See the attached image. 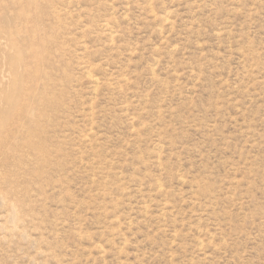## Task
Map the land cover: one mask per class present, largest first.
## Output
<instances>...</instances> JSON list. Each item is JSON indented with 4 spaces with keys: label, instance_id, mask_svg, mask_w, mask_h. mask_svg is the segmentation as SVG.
<instances>
[{
    "label": "rangeland",
    "instance_id": "1",
    "mask_svg": "<svg viewBox=\"0 0 264 264\" xmlns=\"http://www.w3.org/2000/svg\"><path fill=\"white\" fill-rule=\"evenodd\" d=\"M9 112L0 264H264V0H0Z\"/></svg>",
    "mask_w": 264,
    "mask_h": 264
},
{
    "label": "bare ground",
    "instance_id": "2",
    "mask_svg": "<svg viewBox=\"0 0 264 264\" xmlns=\"http://www.w3.org/2000/svg\"><path fill=\"white\" fill-rule=\"evenodd\" d=\"M166 20V19H165ZM37 41V40H36ZM42 45V44H41ZM43 45H44V43H43ZM42 45V46H43ZM19 81V80H18ZM19 86H21V83H17ZM17 98H18V96H17V94H14V95H12V94H10V95H7L6 97H5V100H6V103L8 104V106H12L13 104H15V102L17 101ZM14 113H11V112H9V113H5V114H3L1 117H0V128H2V127H4V125H7V120H8V118L11 116V115H13ZM11 118V117H10Z\"/></svg>",
    "mask_w": 264,
    "mask_h": 264
}]
</instances>
